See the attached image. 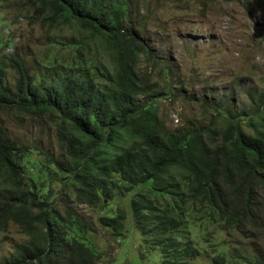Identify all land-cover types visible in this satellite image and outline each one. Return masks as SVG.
<instances>
[{"label":"trees","instance_id":"trees-1","mask_svg":"<svg viewBox=\"0 0 264 264\" xmlns=\"http://www.w3.org/2000/svg\"><path fill=\"white\" fill-rule=\"evenodd\" d=\"M133 4L10 2L14 22L46 31L29 51L13 30L0 35V232L13 224L27 237L0 264H97L75 206L120 202L103 225L140 233L117 239L131 264H264V87L231 115L202 99L221 130H168L154 73L170 68L135 28ZM5 118L52 124L58 153L18 142Z\"/></svg>","mask_w":264,"mask_h":264},{"label":"rangeland","instance_id":"rangeland-1","mask_svg":"<svg viewBox=\"0 0 264 264\" xmlns=\"http://www.w3.org/2000/svg\"><path fill=\"white\" fill-rule=\"evenodd\" d=\"M11 1L0 0V35L13 30L23 42L22 51L41 49L45 42L38 37L46 28L38 21L14 22L17 15L16 10L9 9ZM133 19L146 44L170 68L168 75L162 70L154 73L157 88L164 94L158 103V116L168 130H221L225 125L223 117L213 106L203 107L202 99L221 103L231 115L249 104L251 93L257 94L264 87V0H134ZM70 32L64 29L62 36H69ZM99 60L113 67L103 53ZM13 80L11 76L10 84ZM3 121L18 142L35 143L45 151L58 153L57 130L52 124L16 118ZM108 205L97 209L81 205L75 210L93 227L90 237L100 249L97 264H131L132 257L126 256L131 247L117 239L134 236L140 240V233L131 228L118 236L104 227L103 216L116 214L122 207L121 202ZM223 237L227 239L224 234ZM26 239L13 224L6 232H0V259L9 256L14 245ZM132 246L139 248L138 243ZM153 257L159 260L158 254ZM153 257L146 263L156 264Z\"/></svg>","mask_w":264,"mask_h":264}]
</instances>
